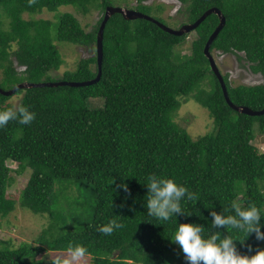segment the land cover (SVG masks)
I'll list each match as a JSON object with an SVG mask.
<instances>
[{
	"label": "trees",
	"instance_id": "16d2710c",
	"mask_svg": "<svg viewBox=\"0 0 264 264\" xmlns=\"http://www.w3.org/2000/svg\"><path fill=\"white\" fill-rule=\"evenodd\" d=\"M145 1L130 8L168 25L162 16L165 5ZM179 1L188 23L218 7L226 22L211 52L235 54L264 78V0ZM116 2L129 6V0H0V87L94 79L97 52L81 58L61 78L51 75L65 63L56 42L96 44L106 8ZM64 6L85 15L92 10L104 14L92 30L70 11L56 21L37 17ZM219 23L216 13L207 16L183 53L188 34L174 35L148 19L127 20L116 13L104 30L100 80L16 91L23 96L14 110L24 106L36 115L30 124L10 120L0 128V227L18 207L48 221L34 243L16 245L1 235L0 264H48V252L66 251L69 243L85 246L90 264H189L169 239L175 218L157 222L147 216L148 175L173 178L197 194L195 204L184 205L191 215L178 214L177 221L199 224L207 235H228L212 226L211 212L234 215L233 201L264 210V151L254 143L257 133L264 134V114L239 112L225 98L204 51ZM224 79L234 104L264 108V80L233 86L228 75ZM12 96L0 93V110L13 109L8 103ZM189 98L207 108L213 119L211 130L198 137L175 119ZM93 99L103 102L95 105ZM9 162H16V169ZM13 172H29L17 196L8 191L16 181ZM122 181L130 194L117 187ZM111 218L122 227L102 234L99 227ZM248 244L264 247L253 234L244 245L237 242L238 250L248 253Z\"/></svg>",
	"mask_w": 264,
	"mask_h": 264
},
{
	"label": "clouds",
	"instance_id": "9594fccd",
	"mask_svg": "<svg viewBox=\"0 0 264 264\" xmlns=\"http://www.w3.org/2000/svg\"><path fill=\"white\" fill-rule=\"evenodd\" d=\"M35 115L24 106L18 110L12 108L0 110V128L5 127L10 120H17L21 125L30 124ZM144 183L148 189L145 203L147 216L155 218L157 222H168L175 218L176 226L169 239L179 245L183 259L189 264H264V247L257 244L254 248L248 244V253H241L237 247V242L244 245L253 234L257 242H264L262 231L264 210L255 203H248L246 207H242L233 201L230 210H234V215L212 211V226L226 229L228 235L222 236L220 232L207 235L206 230L199 224L177 221L178 214L191 215L185 211L184 205L188 202L195 204L198 200L196 193L166 176L148 175ZM117 187L130 194L126 182L122 181ZM121 227L122 224L116 218H111L99 227V231L111 235L114 230ZM236 234H240L239 237ZM87 255L88 250L85 246L80 243H69L65 254L51 256L48 264H78Z\"/></svg>",
	"mask_w": 264,
	"mask_h": 264
},
{
	"label": "rangeland",
	"instance_id": "374dc122",
	"mask_svg": "<svg viewBox=\"0 0 264 264\" xmlns=\"http://www.w3.org/2000/svg\"><path fill=\"white\" fill-rule=\"evenodd\" d=\"M137 0H129V6L116 2L115 6H122L130 8L131 5H135ZM145 3L155 4L162 3L165 5V10L162 13L164 19L167 20L168 25L173 28H179L184 23H188L187 12L184 9L182 3L179 0H147ZM73 12L79 20L83 23L87 30H92L97 24L98 20L103 16L102 10H92L87 15L80 13L72 6L60 7L57 11L50 12L44 11L37 15V17H44L57 20V17L65 12ZM28 18V16H26ZM196 38V33L193 31L188 33V36L183 44V53L189 51L191 41ZM57 47L65 63L59 70H53L51 75L55 78H61L67 70H75L77 63L81 58H87L96 55V44L91 47L76 45L71 42H56ZM215 61L222 73V75H228L229 80L233 86L237 85H256L263 82L264 78L261 73L252 71L249 64L245 59H239L237 55L232 53H222L218 50L212 51ZM243 57L244 54L240 53ZM18 70H22L23 67L16 63ZM22 94H15L11 97L8 103L12 104L13 109H16L22 99ZM95 105L102 104L103 100L93 99L91 100ZM176 121L193 136L198 137L207 133L213 126V119L209 113V110L199 104L194 98L184 99L181 108L176 113ZM255 145L264 151V134L257 133L254 141ZM9 166L16 169V162H9ZM16 181L9 188V193L13 196H17L19 190L25 186L29 172L23 175H17L15 172L12 173ZM4 225L0 227V236L10 237L13 239L16 245H20L23 242L34 243L38 238L39 234L47 226V217L40 214L33 213L28 209H22L18 207L7 219H4ZM66 251H49L48 258L54 255H64ZM47 256V255H46ZM91 256L87 255L78 264H90ZM187 264V263H185Z\"/></svg>",
	"mask_w": 264,
	"mask_h": 264
},
{
	"label": "water",
	"instance_id": "95a60500",
	"mask_svg": "<svg viewBox=\"0 0 264 264\" xmlns=\"http://www.w3.org/2000/svg\"><path fill=\"white\" fill-rule=\"evenodd\" d=\"M116 13L122 14L123 17L127 20H134L137 18L148 19V20L153 21L154 23L158 24L165 31H167L171 34H174V35H184V34L191 33L192 31L197 29V27L202 23V21H204L207 18V16H209L212 13H216L219 16L220 23L218 24L216 29L213 31V33L210 35V37L206 43L204 51H205L206 56L209 58L211 68L216 73V75H217V77L221 83L225 98H226L227 102L229 103V105L239 112L246 113L249 115H262V114H264V108L261 110H255V109L248 107V106H245V105H236L230 99L224 76L222 75V73H221V71H220V69H219V67L215 61V58L211 52V45L214 42V40L216 39V37L218 36L219 32L224 27L225 22H226V18L224 16L223 12L218 7H212L210 9H208L195 22L184 23L179 28H173V27H170L169 25L161 22L160 20L156 19L155 17H153L149 14L143 13L139 10H136L133 8H128V7L115 6V5L108 6L106 8V11L104 14V19L101 22V25H100V28L98 31V36H97L96 52H97V60H98V67H99L98 70L99 71H98V75L94 79L88 80V81H81V82H78V81H43V82L23 81V82L17 84L12 89H3L2 87H0V93H2L3 95H14L16 93V91H18L19 89L33 88V87H44V86H50V87H57L59 85L84 86V85L93 84V83L97 82L98 80H100L101 76H102V65H103L104 30H105V26H106V23L109 20V18Z\"/></svg>",
	"mask_w": 264,
	"mask_h": 264
}]
</instances>
